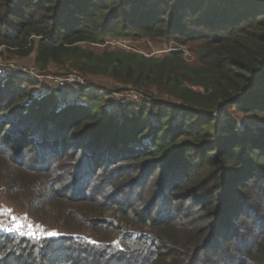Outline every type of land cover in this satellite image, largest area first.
<instances>
[{
    "label": "trees",
    "instance_id": "1",
    "mask_svg": "<svg viewBox=\"0 0 264 264\" xmlns=\"http://www.w3.org/2000/svg\"><path fill=\"white\" fill-rule=\"evenodd\" d=\"M107 37L195 61L91 48ZM2 48L144 98L110 114L90 80L72 101L0 81V183L89 231L0 233V264H264V0H0Z\"/></svg>",
    "mask_w": 264,
    "mask_h": 264
},
{
    "label": "rangeland",
    "instance_id": "2",
    "mask_svg": "<svg viewBox=\"0 0 264 264\" xmlns=\"http://www.w3.org/2000/svg\"><path fill=\"white\" fill-rule=\"evenodd\" d=\"M175 46L176 45L171 40L164 39H152L147 37L115 39L107 37L102 44H94L91 48L97 51H100L105 47L110 49H124L145 56L154 57L164 56L171 50L179 48L182 50L183 56L187 61L193 65L195 59L194 54L189 50L190 48ZM0 50L3 52L2 55L0 52V81L11 77L23 80L31 79L37 84H31L29 82H25V84H27L29 92L33 93L34 96L47 94L52 91V88H58V100L64 97H69V100L71 101L77 100L79 94L84 91L82 86H87L90 84V81H92L97 88L103 87L107 90V93H104L103 90L102 95H107L104 98L109 99L106 110L110 114L116 113L118 109L125 106H132V103L140 104L141 98H144V96L135 89L114 91V84L111 83L108 78H96L95 81H93L92 79L82 78V76L77 73H66V71L59 67H52V69L48 70L49 72L44 74L38 73L34 63L35 51L26 56H17L9 54L3 48ZM116 87L117 85L114 88ZM97 91H100V89H97ZM165 96L166 95H163L162 97ZM214 114L219 116L220 120H243L238 110L234 107L221 106L214 111ZM2 184L4 183H0V233H10L18 236L28 235L30 237H37L39 235L49 236L53 235L50 234L52 228H59L58 231L66 233L78 232L83 233L84 235L87 232L89 233V231L82 229L87 228V226L82 227L78 220L67 219L63 216V219L62 217H58L56 208H49L48 204L43 206V211L36 213V217L38 218L35 217L34 219L33 216L29 217L26 213L27 204L23 202L24 199H17L18 202L11 200L6 189H4L5 186ZM104 210H106L104 213L105 216L114 217L116 221L117 219L119 220V211L109 208ZM155 211H158V208ZM126 228L131 227L127 226Z\"/></svg>",
    "mask_w": 264,
    "mask_h": 264
}]
</instances>
